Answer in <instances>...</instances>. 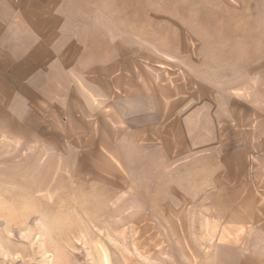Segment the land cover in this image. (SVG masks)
Instances as JSON below:
<instances>
[{"label":"rangeland","instance_id":"1","mask_svg":"<svg viewBox=\"0 0 264 264\" xmlns=\"http://www.w3.org/2000/svg\"><path fill=\"white\" fill-rule=\"evenodd\" d=\"M142 10L125 42L135 54L141 45L153 89L178 96L187 81L215 83V70L230 80L264 41V0H152ZM7 123L0 114V264H264V217L241 227L219 220L213 196L181 194V171L153 180L150 149L132 144L119 161L111 147L117 162L94 163L69 132L60 140Z\"/></svg>","mask_w":264,"mask_h":264},{"label":"crops","instance_id":"2","mask_svg":"<svg viewBox=\"0 0 264 264\" xmlns=\"http://www.w3.org/2000/svg\"><path fill=\"white\" fill-rule=\"evenodd\" d=\"M149 1L0 0L6 129L53 131L60 140L69 132L71 146L94 163L115 161L111 147L119 161L132 144L150 149L153 180L169 181L179 170L188 179L181 194L197 188L194 193L213 196L219 220L240 227L258 222L264 217V41L252 46L257 55L246 49L226 82L215 70V83L187 81L185 96L153 89L141 45L135 54L125 42L126 24L140 28Z\"/></svg>","mask_w":264,"mask_h":264}]
</instances>
